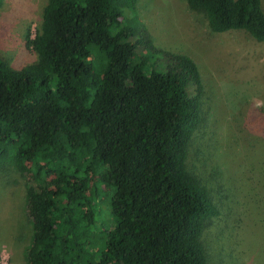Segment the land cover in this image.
Here are the masks:
<instances>
[{
	"label": "trees",
	"instance_id": "1",
	"mask_svg": "<svg viewBox=\"0 0 264 264\" xmlns=\"http://www.w3.org/2000/svg\"><path fill=\"white\" fill-rule=\"evenodd\" d=\"M136 2L47 0L25 39L37 61L13 70L0 59V170L27 176L25 264H210L202 235L218 211L186 164L199 69L155 49ZM185 2L211 32L264 42L261 0Z\"/></svg>",
	"mask_w": 264,
	"mask_h": 264
},
{
	"label": "rangeland",
	"instance_id": "2",
	"mask_svg": "<svg viewBox=\"0 0 264 264\" xmlns=\"http://www.w3.org/2000/svg\"><path fill=\"white\" fill-rule=\"evenodd\" d=\"M46 3L3 0L0 59L11 69L37 61L25 39L39 30ZM135 13L155 49L185 55L199 69L202 121L186 164L218 211L202 235L208 262L264 264V42L243 31L211 32L206 18L190 11L185 0H137ZM132 17L126 13L124 19ZM138 38L139 33L132 36ZM149 64L161 70L163 55L151 54ZM26 183L27 176L17 170H0V264H25L31 236L24 210ZM102 198L96 210L109 213L110 195Z\"/></svg>",
	"mask_w": 264,
	"mask_h": 264
}]
</instances>
